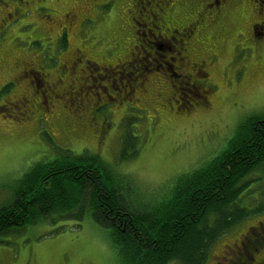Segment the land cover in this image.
I'll list each match as a JSON object with an SVG mask.
<instances>
[{"label":"rangeland","instance_id":"obj_1","mask_svg":"<svg viewBox=\"0 0 264 264\" xmlns=\"http://www.w3.org/2000/svg\"><path fill=\"white\" fill-rule=\"evenodd\" d=\"M11 1L13 8L17 1ZM26 1L22 17L0 37V209L59 151L96 154L141 192L166 189L173 178L220 151L239 120L264 110V44L254 47L249 34L240 35L246 19L238 13L216 38L213 26L202 32L197 54L210 63L209 76L190 81L194 88L185 97L170 87L180 78L155 71L163 66L152 59L156 41L140 26L146 14L125 11L130 2ZM72 9L89 21L68 25L63 15ZM182 14L181 21L193 14L192 7ZM62 34L65 47L59 45ZM76 50L83 61L74 65ZM22 61L40 77L23 78L28 67ZM43 75L57 85L59 98L32 94L34 107L22 108L16 96L24 89L32 93ZM127 135L134 137L136 152L123 159V147L128 155L132 151ZM245 182L241 205L252 212L215 240L205 264H264V166ZM0 264L117 261L104 231L86 218L5 231Z\"/></svg>","mask_w":264,"mask_h":264},{"label":"trees","instance_id":"obj_2","mask_svg":"<svg viewBox=\"0 0 264 264\" xmlns=\"http://www.w3.org/2000/svg\"><path fill=\"white\" fill-rule=\"evenodd\" d=\"M124 139L132 151L123 147L121 157L131 158L134 137ZM59 153L0 209V235L88 218L104 231L117 264H205L215 240L252 212L241 205L242 194L249 175L264 166V110L239 120L220 151L157 193L139 191L96 154Z\"/></svg>","mask_w":264,"mask_h":264},{"label":"flooded vegetation","instance_id":"obj_3","mask_svg":"<svg viewBox=\"0 0 264 264\" xmlns=\"http://www.w3.org/2000/svg\"><path fill=\"white\" fill-rule=\"evenodd\" d=\"M9 1L12 3L15 2L11 0H0V37L9 26H12L19 21L22 17V8L28 4L26 0H16L17 3L11 8ZM57 1L59 2V0ZM106 1L108 2L106 5H111L109 3L113 0ZM126 1L131 3V5L123 4L127 8L125 11L128 14L132 12L146 14V22H143L140 26L143 28H149L146 31L148 32L147 37H151L152 40L156 41V43L153 44L155 52L152 59L156 63L161 61L163 65L161 69H156L155 71H160L159 73L163 75H165V72H168L169 78L172 80L174 78H180V83L177 81V85L175 84V86L170 87L173 93L175 92L174 90H179L181 96L185 95V92H191V89L194 88L190 81H194L196 78L200 77L206 79L205 77L209 76L205 67L210 63L206 59H200L197 54L198 49L202 44L200 41L201 35L203 36L202 32L206 29L213 26L211 27L213 34H211L212 37L216 38L219 36L220 32H225V30H227L228 24H231L230 17L238 13V15H241L246 19L243 23V30L240 35L246 36L249 34L254 47H262L264 44V0ZM182 3L183 5L181 6ZM106 5L97 7L100 8ZM131 6L132 10L128 9V7ZM189 7H192L193 14L190 17H184L183 21H181L179 19L180 14ZM8 8L9 10H7ZM63 16L69 21L68 25L82 23L80 26H83V21H89L87 17L83 19L77 14L75 15L73 9L71 12L64 13ZM136 18L139 19L138 17ZM135 24L139 26L138 23ZM153 33H156V37ZM61 36H59V45L65 47L64 34ZM145 36L146 33L144 32L142 34L143 40ZM57 42L58 41L56 40V45ZM75 55L77 57L74 65L80 64L83 61V52L81 53L79 50H76L74 56ZM20 62L21 61L19 60V63ZM21 65H26L28 67L27 71H23V78L28 77L29 75L40 77V74L32 68L31 64H25V62L22 61ZM74 69L75 67L72 71H74ZM174 70H177L178 72L176 73ZM145 72L149 73V70H146ZM18 74H20V71H18ZM171 74H173V76ZM43 77L44 79H40V84H38V86H35V83L33 84L34 88L33 90L31 89L32 93L29 92V89H24L25 91H21L22 94L16 96L19 97L17 103L22 108H25L26 106L27 109L34 107L32 104V94L43 96L46 99L45 94L48 93L55 99L59 98V94L55 91L57 85L49 82L47 83L46 80L48 76L43 75ZM10 83H12V81ZM48 98L50 99L52 97L49 96Z\"/></svg>","mask_w":264,"mask_h":264}]
</instances>
